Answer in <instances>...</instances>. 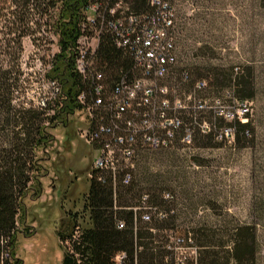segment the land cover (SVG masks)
Here are the masks:
<instances>
[{
	"label": "rangeland",
	"instance_id": "rangeland-1",
	"mask_svg": "<svg viewBox=\"0 0 264 264\" xmlns=\"http://www.w3.org/2000/svg\"><path fill=\"white\" fill-rule=\"evenodd\" d=\"M53 20L51 9L22 7L18 0L0 3V64L9 65L18 77L16 102L53 105L45 76L59 51ZM175 24L177 66L185 67L190 78L200 67L203 85H187L177 71L159 81L175 87L176 97L187 102V109L176 116L187 126L188 139L182 142L179 130L171 147L134 160L131 176L147 177L139 184L147 193L160 191L174 216L173 228L152 233L172 244L183 239L172 251L177 263H197L202 253L196 243L210 240L216 244L217 264H237L230 257L234 231L247 227L252 264H264V0H178ZM234 67L243 80L247 72L251 76L253 96L246 100L244 114L248 125L238 140L230 134L216 138L225 122L236 119L230 116L239 99L230 83H213L212 75L217 71L219 79L230 73L232 77ZM82 121L80 109L57 121L47 128L51 140L36 151L39 168L21 200L16 223L14 254L19 264H59L68 242L60 241L56 231L63 236L70 232L72 214L79 228L88 224L83 198L95 152L84 141ZM208 130L211 139L203 136ZM140 211L158 222L159 213L166 214L155 207Z\"/></svg>",
	"mask_w": 264,
	"mask_h": 264
},
{
	"label": "trees",
	"instance_id": "trees-1",
	"mask_svg": "<svg viewBox=\"0 0 264 264\" xmlns=\"http://www.w3.org/2000/svg\"><path fill=\"white\" fill-rule=\"evenodd\" d=\"M8 1L12 3L16 0H2L0 3L4 5ZM18 1L22 7L30 6L40 11L48 9L53 11L52 27L57 37L59 51L52 56L45 76L48 82L55 81L59 84V91L52 92L53 105L34 107L24 101L16 102L14 92L18 88V77L9 65L0 64V264L20 263L14 254L16 223L22 210L21 200L39 168L36 151L45 147L52 138L47 128L52 127L57 121H64L66 116L80 109L75 99L78 92H85L89 98V84L75 71L73 64L74 41L79 35L78 24L82 18V6L87 0ZM90 1L100 3L101 7L111 6L120 1L126 7L127 14L141 15L151 12L148 0ZM94 57L93 67L101 74L102 82L107 88L120 79L130 80L137 75L130 51L116 46L107 32L100 34ZM200 69L195 67L191 72L193 78H190L187 69L178 67L176 63L170 73L177 71L180 79L187 81V85L197 86L198 83H203L198 79L202 75ZM237 69L234 67L232 77L230 73L221 76V79H219L221 74L216 71L212 75V80L213 83L223 82L221 85H225L227 81L237 99L247 100L253 96L250 72H247L243 80L242 73ZM49 108L51 113H46ZM187 121H190L189 117ZM247 125L246 121L233 120L225 122L223 126L232 127V136L238 140L239 134H243ZM203 136L208 139L213 137L210 130ZM201 146H209V143ZM159 150L164 149H144L137 157ZM100 175L104 178L103 182L97 180L94 170L90 171L88 188L83 198V210L87 213L88 224L79 228L75 222V214H72L70 232L63 236L59 230L56 231L60 241L67 239L68 242V246L62 249L59 264H173L171 243L166 239L156 240V234L152 233V229L173 228V213H169L170 208L160 191L154 190L150 193L144 191L139 183L147 181V177L136 179L131 176V180L123 184L121 175L118 174L113 189L108 174ZM144 194H147L146 198H142ZM142 207L148 209L155 207L166 214L159 213L160 222L151 216L143 221L140 217ZM118 221L123 223L121 228L117 227ZM179 230L185 235L184 229ZM246 232L249 233L246 235ZM250 232L247 227L234 231L230 257L237 264L253 262L254 251L246 243L249 237L252 238ZM196 246L201 247L202 257H199L195 264L218 263L217 251L214 248L216 244L208 240L196 243ZM120 252L124 257L116 262L114 256Z\"/></svg>",
	"mask_w": 264,
	"mask_h": 264
},
{
	"label": "built area",
	"instance_id": "built-area-1",
	"mask_svg": "<svg viewBox=\"0 0 264 264\" xmlns=\"http://www.w3.org/2000/svg\"><path fill=\"white\" fill-rule=\"evenodd\" d=\"M177 1L148 0L151 12L141 15L127 14L126 7L120 1L101 7L100 3L87 0L82 6L79 35L74 41L73 64L75 71L89 84V98L80 91L75 99L83 114L84 141L95 152L91 170L97 174V180L102 182L104 178L100 174H108L113 189L118 174L123 184L131 180L134 160L142 150L171 147L179 130L180 140L187 143V126H183L176 116L180 109H187V102L176 97L175 87L159 82L169 75L177 63ZM106 32L116 46L130 51L137 71L132 79H120L110 88L104 85L101 74L93 67L99 36ZM48 83L53 93L59 91L57 82ZM202 84L198 83L197 86ZM247 103L246 99L237 100V110L230 118L244 122ZM198 106L202 105L199 103ZM215 114L221 115L220 112ZM222 134L232 136V127H224L216 138H221ZM140 217L143 221L148 220L146 213ZM122 226L123 223L118 221L117 227ZM181 242L182 238L175 239L177 245ZM176 244L171 243L172 251ZM123 257L124 254L120 252L114 256V260L119 262ZM173 264L182 262L173 260Z\"/></svg>",
	"mask_w": 264,
	"mask_h": 264
}]
</instances>
